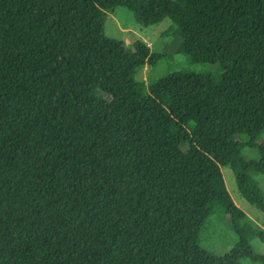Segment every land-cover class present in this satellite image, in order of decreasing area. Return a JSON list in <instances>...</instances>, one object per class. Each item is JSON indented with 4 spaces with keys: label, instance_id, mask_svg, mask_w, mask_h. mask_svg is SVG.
Returning <instances> with one entry per match:
<instances>
[{
    "label": "trees",
    "instance_id": "trees-1",
    "mask_svg": "<svg viewBox=\"0 0 264 264\" xmlns=\"http://www.w3.org/2000/svg\"><path fill=\"white\" fill-rule=\"evenodd\" d=\"M120 8L168 19L217 77L147 92L162 55L106 38ZM263 138L264 0H0V264H264L221 172L264 214ZM209 211L238 237L222 257L199 246Z\"/></svg>",
    "mask_w": 264,
    "mask_h": 264
},
{
    "label": "rangeland",
    "instance_id": "rangeland-1",
    "mask_svg": "<svg viewBox=\"0 0 264 264\" xmlns=\"http://www.w3.org/2000/svg\"><path fill=\"white\" fill-rule=\"evenodd\" d=\"M103 32L107 39L120 41L126 49H131L132 43L141 40L148 46L150 52L162 55L161 61L155 66H145L136 75V80L144 84L147 92H150V87L158 80L173 74L190 72L213 77L218 75L219 69L216 66L189 63L186 54L192 48V44L183 42L175 36L174 27L168 19L155 26L142 27L136 22L131 12L120 8L112 14H107ZM263 143L264 138L259 141V145ZM179 153H181L180 150ZM255 159H258V149L243 150L239 155L242 170L250 161ZM221 172L232 201L243 212V225H249L264 232V214L250 207L240 197L233 169L224 168ZM253 180L262 190L264 197V176L254 175ZM197 231L200 238L199 246L212 256L222 257L228 254L238 243V237L233 230L230 218L227 216L218 221L213 217V211L208 212L207 217L198 225ZM251 246L257 254L264 256L263 242L255 239L251 242ZM242 264L253 263L244 260Z\"/></svg>",
    "mask_w": 264,
    "mask_h": 264
}]
</instances>
